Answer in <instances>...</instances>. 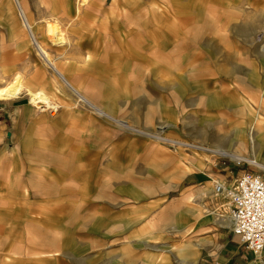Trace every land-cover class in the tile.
<instances>
[{"label":"rangeland","instance_id":"1","mask_svg":"<svg viewBox=\"0 0 264 264\" xmlns=\"http://www.w3.org/2000/svg\"><path fill=\"white\" fill-rule=\"evenodd\" d=\"M43 1L19 0L32 15L38 42L52 52L59 45L43 35ZM99 2L103 6L85 18L111 21L100 36L110 61L67 71L82 94L103 93L93 102H112L113 116L129 127L103 117H95L91 130L49 126L41 132L36 124L31 144L40 150L28 151L30 96L26 92L6 112L0 108V124L23 114L0 132V264H127L136 260L128 251L120 254L127 247L140 251L141 264L155 263L161 248L178 239L174 214L159 211L155 198L173 201L192 173L255 169L214 157L210 148L237 151L233 126L250 123L246 105L264 100V0H125L117 11ZM18 9L16 0H0V63L33 68L39 64L35 41L11 32L14 24L24 28ZM78 132L91 134L92 142H78ZM258 147L264 156V146ZM51 159L65 163L28 166ZM32 180L42 188L60 183L47 189L59 206L47 210L49 199H28ZM217 199L228 212V198ZM56 251L58 260L41 259Z\"/></svg>","mask_w":264,"mask_h":264},{"label":"crops","instance_id":"2","mask_svg":"<svg viewBox=\"0 0 264 264\" xmlns=\"http://www.w3.org/2000/svg\"><path fill=\"white\" fill-rule=\"evenodd\" d=\"M97 1V2H95ZM101 1V0H100ZM106 1V0H105ZM125 0H107L110 3L112 11H117L118 4ZM44 9H47L48 14L44 16L45 20L40 22L43 25L45 37H50L52 41L59 45L58 49L50 52L45 46L40 44L33 33V25L35 22L32 15L27 14L22 8L19 0H16V5L19 9L17 12L20 15L21 23L24 28L19 29L17 26H13L12 34L23 35V39H26V33L31 41H35L36 51L38 53V63L35 67L19 68L18 66H7L6 63H0V105L2 100H6V105L0 107L5 112V107L13 105L19 97L26 95V92L30 96V102L28 103L31 110H28V151L36 150L40 148L33 147L32 142L36 141L34 135L36 124L39 126L41 132L47 131L49 126L60 127L63 129H70L72 127H87L91 130L95 127L96 118L103 117L113 120L121 128H127L129 125L122 120V117H114L112 111V102L107 103L106 106H99L94 102H100V98H104V94L100 91L93 92L92 95L82 94L80 89L74 84V79L69 76L67 69L71 66H83L89 69L96 67L97 62L105 64L110 61L108 56H111V50L109 46L101 40L105 34L110 31L111 21L107 20L105 23L86 19V15H90L92 9L102 7L103 4L99 0H44ZM114 8V9H113ZM264 12V9H263ZM15 18V17H14ZM17 19H15L16 21ZM51 22V23H50ZM49 24H53L59 27L64 33L66 41L60 43L56 38L48 32ZM25 29V30H24ZM110 45V43H108ZM40 46H42L50 55L52 63L47 61L40 53ZM109 59V60H108ZM54 65V66H53ZM17 75H20L23 79V91L12 98H4L1 96L2 90L8 87L15 79ZM66 86L67 89H63ZM37 89V90H33ZM43 92L50 102V107L41 108L37 103H34L31 99L32 92ZM72 92V93H70ZM61 95L62 98H58ZM27 96V95H26ZM103 96V97H102ZM106 96V95H105ZM94 101V102H93ZM33 103V104H32ZM35 104V105H34ZM37 105V110L34 107ZM56 105V107H55ZM246 107L253 113V118L250 123L242 122L233 126L235 137L234 139L238 143V150L232 151L224 148H210L214 153V157L219 155L230 156L235 161L240 162L246 160L252 162L255 160L259 163H264V156L260 155L258 151V145L264 146V100H261L259 104L253 107L247 104ZM49 108V109H47ZM60 108V109H59ZM242 114H246V110L238 108ZM49 110H51L49 112ZM18 113V112H17ZM2 113H0L1 115ZM23 114L18 113L16 116L10 115L4 119V123L0 124V132L7 126V124L19 122ZM16 124V123H15ZM75 129V128H74ZM107 129V128H105ZM40 131L38 133H40ZM77 135L78 142L90 143L92 142V135H82L80 132ZM238 136H240L238 138ZM160 136L159 139H162ZM238 138V140H237ZM32 141V142H31ZM6 145L4 144V147ZM252 148V154L247 153L248 148ZM236 156V157H235ZM240 156V157H238ZM242 157V158H241ZM245 157V158H244ZM252 160V161H251ZM52 163L53 166H59L64 164V161L58 159L39 160L37 165H28L29 167H40L43 163ZM202 169V168H199ZM203 171V170H200ZM243 170L234 171L228 170L220 172L212 168L210 172L203 174L192 173L189 177L190 182L184 186L179 195L175 196L173 201L163 202L166 197L161 196L155 198L152 205L159 206V211H171L174 214L173 225L178 236L176 241L166 243L167 245L161 248V257H157L158 261L151 264H264V251L262 256L257 257L248 251L241 243L238 236L232 232V221L224 209L218 206L222 203L217 199L220 195L214 192V184L216 180L214 177L220 178L221 181L228 186L234 185L238 176ZM79 175V172H75ZM189 174L186 172L185 175ZM214 176V177H213ZM188 178V176H187ZM33 181V180H32ZM233 182L232 184H230ZM192 183V184H191ZM57 186L60 183H55ZM55 184L48 183L44 185V188L39 187L38 182H29L28 199L36 197L37 199L46 200L49 199L51 203H46L45 209L49 207L55 208L59 204L57 199L49 195L50 191L55 188ZM49 189V193L47 189ZM36 189L44 191L43 194L48 193V197L34 196L33 193ZM57 193L59 192L56 188ZM200 200L201 205L196 206L190 204L192 201ZM48 205V206H47ZM40 207V205H39ZM58 208V207H57ZM218 210V211H217ZM190 216L195 221L191 222L187 219ZM136 240V239H135ZM139 240V239H138ZM137 240V241H138ZM136 242V241H135ZM169 244V246H168ZM134 248V247H133ZM132 247H127L126 251L121 250V255L132 254V258H136L135 261L129 260L127 264H141L140 260H137L140 256V251H136ZM138 249V248H137ZM134 250V252H133ZM41 259L44 260H58L61 252H47L44 253ZM257 259V260H256ZM144 264H148L147 261Z\"/></svg>","mask_w":264,"mask_h":264},{"label":"built area","instance_id":"3","mask_svg":"<svg viewBox=\"0 0 264 264\" xmlns=\"http://www.w3.org/2000/svg\"><path fill=\"white\" fill-rule=\"evenodd\" d=\"M246 162L255 169L243 170L231 186L215 181L214 192L228 198L227 213L233 234L260 258L264 251V163Z\"/></svg>","mask_w":264,"mask_h":264},{"label":"bare ground","instance_id":"4","mask_svg":"<svg viewBox=\"0 0 264 264\" xmlns=\"http://www.w3.org/2000/svg\"><path fill=\"white\" fill-rule=\"evenodd\" d=\"M48 32L50 34H52L58 42L63 43L66 41V37H65L64 33L62 32V30L59 29L58 26L53 25V24H49ZM40 53L47 61L52 63V59H51L49 53L42 46H40ZM23 88H24L23 79L20 75H17L15 77L14 81L8 87H6L4 90H2L1 96H3L4 98L15 97L23 91ZM31 99H32V101H34V103H37L39 105V107H41V108H46V107L51 106L50 102L48 100V97L41 91L32 92L31 93ZM238 157H240V156H238Z\"/></svg>","mask_w":264,"mask_h":264}]
</instances>
